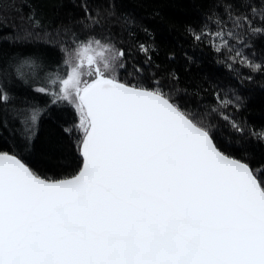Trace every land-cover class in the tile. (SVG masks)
Wrapping results in <instances>:
<instances>
[{
    "label": "snow or ice",
    "instance_id": "obj_1",
    "mask_svg": "<svg viewBox=\"0 0 264 264\" xmlns=\"http://www.w3.org/2000/svg\"><path fill=\"white\" fill-rule=\"evenodd\" d=\"M76 42L59 93L80 115L82 167L53 180L0 153V264H264V171L225 154L211 125L159 88L121 82L125 53L110 40ZM38 60L9 74L28 84ZM39 111L15 114L29 134Z\"/></svg>",
    "mask_w": 264,
    "mask_h": 264
},
{
    "label": "trees",
    "instance_id": "obj_2",
    "mask_svg": "<svg viewBox=\"0 0 264 264\" xmlns=\"http://www.w3.org/2000/svg\"><path fill=\"white\" fill-rule=\"evenodd\" d=\"M238 13L251 27L234 26ZM252 28H264V0H0V90L9 97L0 104V153L17 154L43 178L78 173L83 130L60 80L77 37H104L125 53L116 61L121 82L159 88L210 124L225 154L264 171V71L248 67L264 65V35ZM27 57H39V67H26L32 79L20 84L9 70ZM33 107L43 111L29 134L15 114L30 122Z\"/></svg>",
    "mask_w": 264,
    "mask_h": 264
},
{
    "label": "rangeland",
    "instance_id": "obj_3",
    "mask_svg": "<svg viewBox=\"0 0 264 264\" xmlns=\"http://www.w3.org/2000/svg\"><path fill=\"white\" fill-rule=\"evenodd\" d=\"M115 73L114 74H116V62H115ZM71 101V100H70ZM75 105V104H74ZM76 106V105H75ZM79 113V112H78ZM79 119H80V115H79Z\"/></svg>",
    "mask_w": 264,
    "mask_h": 264
},
{
    "label": "water",
    "instance_id": "obj_4",
    "mask_svg": "<svg viewBox=\"0 0 264 264\" xmlns=\"http://www.w3.org/2000/svg\"><path fill=\"white\" fill-rule=\"evenodd\" d=\"M9 154H12V153H9ZM82 155V154H81ZM232 157V156H231ZM24 162V161H23ZM244 162V161H243ZM83 164V163H82ZM68 178H70V177H68Z\"/></svg>",
    "mask_w": 264,
    "mask_h": 264
}]
</instances>
